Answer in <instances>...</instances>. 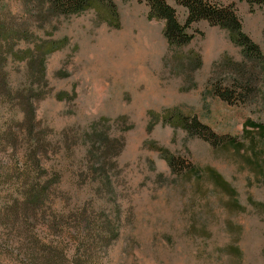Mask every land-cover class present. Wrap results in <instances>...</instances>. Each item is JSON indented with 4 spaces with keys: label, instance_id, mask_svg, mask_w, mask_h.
Segmentation results:
<instances>
[{
    "label": "rangeland",
    "instance_id": "1",
    "mask_svg": "<svg viewBox=\"0 0 264 264\" xmlns=\"http://www.w3.org/2000/svg\"><path fill=\"white\" fill-rule=\"evenodd\" d=\"M2 1L20 21L19 0ZM111 1L116 14L105 11L103 19L95 10L58 15L37 32L39 40L62 43L47 57L48 84L33 81L36 95H44L36 104V116L38 133L51 143L47 168L51 174L63 172L67 186L77 189L75 200L66 196L61 204L65 215L87 207L90 196L83 188L94 182L81 179L79 167L87 154L86 136L97 125L103 137L124 139L118 168L112 170L115 193H108L106 211L120 234L101 254L102 264H229L231 252L219 256V250L231 244L242 248L243 264H264V210L250 203L264 204V182L250 171L246 161L250 147L244 134L248 119L264 122V102L228 105L214 89V84L226 85L229 80V73L217 66L225 57L246 60L244 49L232 41L227 29L206 20L192 25L189 33L194 38L189 44L170 46L164 21L149 17L146 0ZM164 1L184 25L188 9L178 0ZM214 5L231 8L243 32L264 55V5L252 6L246 0H214ZM35 41L21 48L32 47ZM8 71L13 88L25 89L30 82L26 65L10 61ZM178 113L198 118L214 135L235 138L242 143L241 153L227 144L214 148L199 134L174 129L168 118ZM22 117L11 106L0 105V129L11 123L13 133L21 135L19 142ZM19 142L15 146L24 148ZM153 143L180 157L188 169H198L200 175L172 174ZM21 151L12 156V150L0 147V162L9 161L8 166L0 164V191L8 182L18 181L13 168L23 157ZM207 168H214L235 194L225 192L215 177L214 185L207 183ZM233 201L244 209L242 213H236ZM74 223V218L68 219L65 229L64 245L71 256L85 243ZM59 238L51 233V239ZM0 264L24 262L0 249Z\"/></svg>",
    "mask_w": 264,
    "mask_h": 264
},
{
    "label": "trees",
    "instance_id": "2",
    "mask_svg": "<svg viewBox=\"0 0 264 264\" xmlns=\"http://www.w3.org/2000/svg\"><path fill=\"white\" fill-rule=\"evenodd\" d=\"M150 7L149 17L153 20L164 21V35L170 46H184L189 44L194 36L189 33L195 22L206 20L212 25L227 29L232 41L241 46L246 60L237 62L232 58L225 59L218 65V69L229 73L226 85L214 84L216 95L228 105L242 103L258 104L264 102V55L260 47L247 36L242 25L229 7L214 5V0H178L188 9V18L182 25L176 10L164 0H146ZM250 5H264V0H246ZM0 105L11 106L23 117L19 120L21 135L13 133L11 123L3 130L0 129V141L6 152L12 150V156L22 154L15 164L14 172H18L16 183H7V188L0 191V249L10 258H17L24 264H102L101 254L106 252L119 238V226L109 215L108 193L114 194L112 170L118 168L117 158L124 148V139H110L108 135L98 130L97 125L86 136L87 154L84 163L80 165L79 177L85 181L89 178L94 182L87 184L83 191L89 194L87 207L81 212L66 216L61 204L66 196L69 200L76 198L77 189L64 180L63 172L51 174L47 168L46 158L51 143L38 133L40 123L36 116V104L44 98L42 93L36 95L38 88L33 81L48 84L46 78V61L50 54L62 48V43L50 39L39 40L37 32L43 29V23L58 15H75L89 10L98 12L103 19V12L116 14V6L111 0H19L23 16L17 20L7 5L0 0ZM36 22H40L36 25ZM42 22V23H41ZM106 22L109 23L108 20ZM37 39L25 49L21 45ZM22 62L27 67L26 79L30 82L25 89L16 90L12 86L8 65L10 61ZM216 75L219 76L218 71ZM169 124L174 129H183L187 134H199L200 138L208 141L212 147L223 145L233 146L241 153L242 143L235 138L220 137L202 124L198 118H190L181 113L169 116ZM244 134L248 137L249 152L247 163L250 171L260 182H264V122L248 119L244 124ZM24 148L18 149L16 143ZM118 143L121 147L118 148ZM152 147L160 152L162 158L171 169L172 174L182 176L191 173L198 177L200 171L195 167L188 169L184 160L172 155L164 147ZM0 146V147H1ZM15 153V154H14ZM250 154V155H249ZM0 164L8 166L0 162ZM1 165V168L4 166ZM206 182L214 185V177L225 192L235 194L224 178L214 170L206 169ZM215 190H217L215 188ZM76 194V195H75ZM250 203L264 210V204L250 201ZM236 213L244 209L233 201ZM62 209V210H61ZM74 218L75 232L81 235L85 242L82 249L76 250L71 256V249L64 245L67 220ZM234 226V224H231ZM71 232L73 234V228ZM68 230V229H67ZM55 232L60 241L51 239ZM227 251L229 264H243L245 258L241 247L231 244L226 250H219V256Z\"/></svg>",
    "mask_w": 264,
    "mask_h": 264
}]
</instances>
